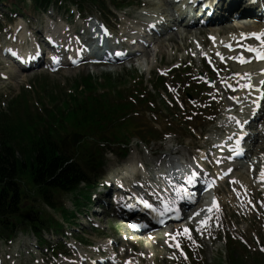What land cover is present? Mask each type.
Segmentation results:
<instances>
[{
    "label": "rangeland",
    "instance_id": "1",
    "mask_svg": "<svg viewBox=\"0 0 264 264\" xmlns=\"http://www.w3.org/2000/svg\"><path fill=\"white\" fill-rule=\"evenodd\" d=\"M12 3L16 2L8 1L2 4V6L4 8L10 9L9 7H11L10 4ZM138 3H140L141 6H139L141 8L139 6L133 5L121 13L116 12L109 4L105 3V7H103L105 9L103 10V13L98 11V8L88 7L89 9L85 11L87 14L84 15H92L99 21H104L106 24L110 25L114 29V33H121L134 28V24L136 22L144 19L142 17V12H146L148 15L160 12L168 16H170L172 13L166 0H139ZM142 3H147V7L149 8L144 9ZM119 4L120 3H118V5ZM17 7L18 10H13L12 12H15V14H13L9 19L6 18V16L4 18L0 14V47H2L4 44L6 45L7 42L10 41L7 40V36H10L9 34H12L14 28L17 26H23L24 30L22 34H18V39L22 37L21 35H29L30 38L32 33L36 35L35 37L37 40L41 38L42 34L46 33L45 31L49 27H52L56 30L64 26L66 21L72 28H77V30H83L84 28L82 21H77V16L70 17L67 14L64 16V11L58 12L59 10L56 11L55 9H50L48 14H41L40 12L34 11L29 2L24 1H17ZM124 14L128 15L131 19H124L122 17ZM230 14L231 13H228V16H230ZM62 19H64V21H62ZM246 21L247 20L227 21L222 25V29H224V31H232L238 28H243ZM210 30L211 29L208 28L206 29V32L208 33ZM217 30L218 29H215V31ZM197 33L198 31L193 29L189 31L188 35H185V33L179 30L174 31L171 30V27H167L162 30L159 40H164L168 36L172 35L174 37L172 38L171 43H167L165 41H160L161 43H159L157 40V44L154 43V45L150 48L143 49V52L139 57L130 60L125 65L63 69L54 74L48 73L42 67H39L33 71L19 72L16 70L15 66L6 63L4 58H2L0 55V75L8 72L7 75L9 76V79L6 80H2L0 78V110H6L10 102L15 100V98L19 99L20 96L26 97L31 107H35L34 102H42V99L40 98H43L44 95L47 97L51 91L58 95V97H56L57 101L61 100L60 97L66 96L68 91L72 90V86H74V84H79L86 77H90L91 80L96 81V89L99 91L104 88H114L115 91L124 89L126 91L127 88L132 85L131 81L136 78H140V75H143L142 79L145 81V83H147L149 80L153 79L156 70L165 71L171 66L179 63L187 65L189 70L190 68H193L191 72L195 75V71L198 69L200 64L196 56L194 59H191V57L187 55V49L193 48L191 53L192 55L196 54L197 51L195 47L197 46H194L192 38L196 37ZM199 37L200 39H204L203 35ZM186 56L190 59V61L185 60L182 62ZM4 64L10 65V69H7L8 67L5 68ZM190 79L186 80L185 82H190ZM106 80H110V85H105L104 81ZM180 85L182 89L185 88L184 81L181 82ZM178 87L179 86H176V89ZM183 92L187 91L183 90ZM156 99H158L156 102L157 105L160 104L163 109L164 106L162 103H160L161 101L165 102V100H169V108H171V105L173 104L170 98H168L166 92H161L159 96L153 98L154 101H156ZM184 99L186 98L184 97ZM172 111L177 112L176 109H172ZM37 112L42 113L43 111L41 112L38 109ZM160 115L163 117L162 119L145 115L148 116V118L145 119V122H149L158 128H164V130L171 134L164 136V140L162 142H154L150 145H143L139 141L133 140L130 144L129 156L123 162H118V159L110 154L107 155L106 167L96 176L94 182L96 184L94 188L96 189L91 188L88 191L82 185L84 190L83 192H86L90 195H95L96 197L93 198L92 201L90 200V202L79 199L80 202L84 204L79 209L81 210L80 214L79 211H76L71 206L73 199L71 195L63 199L69 213H73V215L78 213L73 222H76L77 224H85L84 213H86V205L88 203L91 204V208L93 209L95 205L94 203H105L108 201L111 190L100 189L99 186H104L105 183L109 182L111 184L110 188L115 190L114 185L117 184V181L119 180L125 182L127 181L130 184L141 181L142 177H150L153 179H156L154 177H157L158 179V176L164 174L165 172L162 168L166 162L172 163V160H166V157L169 154L172 155L174 160L181 158V164L188 161L190 155L191 158L197 157L199 155L198 152H195L196 148L194 147L204 148L202 149V152L204 154H208L211 146L210 136L215 134L216 138L220 137L222 136L221 132L224 129L221 128L218 130L214 124L208 126L207 122H202L200 118H197L192 122H183L182 124H180L182 120L175 119L173 122L174 127L170 130H167L164 127V123L166 121L164 117L167 115ZM219 124L221 125L222 122ZM207 132L209 133L208 135L201 137ZM212 142H214V139H212ZM237 172H239L238 174H242V170H238ZM158 173L160 174L158 175ZM242 176L248 175L243 173L241 177ZM229 187V184H225L220 187L219 190L215 191L216 195L220 197L221 206L215 211L216 213H214V222L212 225L214 227L217 225L218 227L214 228L212 226L209 228V230L202 231L201 234L196 235L197 242H200L202 245L201 250L198 251L201 254L192 253V255L194 259L199 261L200 264H218V256H223V254L226 255V248L224 246L223 238L225 237L224 234H226L227 231L229 233L230 228L232 229V237L234 239H239L242 242H247L250 248H255L259 243L264 244V218L256 216L255 214L251 215L247 211L244 213L241 212L238 208L236 197L234 195L231 196L226 191L229 190ZM105 191H109L108 196L103 194ZM99 193L103 195H99ZM258 193H264V189L257 188L250 194L244 195L243 197L245 198L247 206L254 204L257 206L256 208L258 211L262 212L264 209V202L259 195H255ZM107 206L108 202L106 206L104 205L103 212L98 213L97 217L95 216V222H99L101 226H105L106 228L103 230V232L99 231L101 233L96 232V235L90 234L91 236L86 237L88 241L92 240V245H96L97 243L101 242L104 236L108 237L115 235L116 233L115 227H118V225L116 220L110 218V211L107 212ZM46 209L47 208H44V210ZM109 209L110 208L108 206V210ZM95 210H90L88 213L89 217ZM53 215L60 221V218L56 213ZM65 230H67V233L72 232V228L67 226L66 223L63 224L62 232ZM43 237L47 241L56 240V238H58L55 237L54 232L51 231L44 233ZM219 237L221 238L219 239ZM34 241H36V239L32 234L23 235L19 233L16 237H14L13 241L8 242L7 244L0 242V264H47V262H51L48 257L47 249H43L42 251L39 249L35 250L36 255H31L29 253V248L31 247V244L34 243ZM67 241L69 243L71 242L70 239H67ZM74 255L77 256V258L79 257L77 253H74ZM44 256L45 258H43ZM60 261V259L57 260L58 263Z\"/></svg>",
    "mask_w": 264,
    "mask_h": 264
},
{
    "label": "trees",
    "instance_id": "2",
    "mask_svg": "<svg viewBox=\"0 0 264 264\" xmlns=\"http://www.w3.org/2000/svg\"><path fill=\"white\" fill-rule=\"evenodd\" d=\"M37 8H46L52 0H30ZM87 0H64L79 5ZM100 3L102 0H88ZM100 1V2H99ZM78 96L60 100L52 111L33 113L26 98L13 100L0 112V238L16 230L39 231L46 221L35 205L39 202L60 209L57 197L76 191L81 183L91 184V170L100 168L95 159L98 151L81 153L77 138L110 145L131 130L126 121L131 106L109 97V91L98 95L91 79L73 86ZM119 95V94H118ZM54 127V128H52ZM70 140L74 149L65 150L63 141ZM97 149H100L96 147ZM228 264H250L228 251ZM256 264H264L255 259Z\"/></svg>",
    "mask_w": 264,
    "mask_h": 264
},
{
    "label": "bare ground",
    "instance_id": "3",
    "mask_svg": "<svg viewBox=\"0 0 264 264\" xmlns=\"http://www.w3.org/2000/svg\"><path fill=\"white\" fill-rule=\"evenodd\" d=\"M203 16L205 17V15H203ZM244 27H247V24H246V23H245ZM253 29H254V30H250V31H252V32H253V31H256V30H255L256 28H253ZM238 38H240V37H238ZM225 43H228V42L226 41ZM238 43H239V41H236L235 43H234V42H233V43L230 42V45H231V46H234V45H236V44H238ZM8 78H9V77H8ZM261 78H262V77H261ZM259 79H260V78H259ZM228 167H229V166H228ZM176 168H177V167H176ZM155 234H156V233H153L152 236H154Z\"/></svg>",
    "mask_w": 264,
    "mask_h": 264
},
{
    "label": "snow or ice",
    "instance_id": "4",
    "mask_svg": "<svg viewBox=\"0 0 264 264\" xmlns=\"http://www.w3.org/2000/svg\"><path fill=\"white\" fill-rule=\"evenodd\" d=\"M253 35H255V34H253ZM261 35H264V33H262ZM149 207H151V205H148Z\"/></svg>",
    "mask_w": 264,
    "mask_h": 264
}]
</instances>
